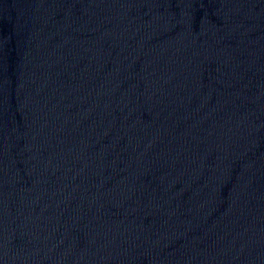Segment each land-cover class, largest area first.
Instances as JSON below:
<instances>
[{"label":"water","instance_id":"obj_1","mask_svg":"<svg viewBox=\"0 0 264 264\" xmlns=\"http://www.w3.org/2000/svg\"><path fill=\"white\" fill-rule=\"evenodd\" d=\"M0 173L124 196L264 189V0H0Z\"/></svg>","mask_w":264,"mask_h":264}]
</instances>
